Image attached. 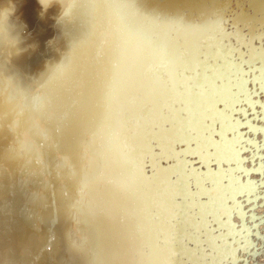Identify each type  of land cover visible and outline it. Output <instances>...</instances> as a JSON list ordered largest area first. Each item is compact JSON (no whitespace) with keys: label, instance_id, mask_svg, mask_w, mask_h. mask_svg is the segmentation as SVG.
Here are the masks:
<instances>
[{"label":"snow or ice","instance_id":"snow-or-ice-1","mask_svg":"<svg viewBox=\"0 0 264 264\" xmlns=\"http://www.w3.org/2000/svg\"><path fill=\"white\" fill-rule=\"evenodd\" d=\"M236 5L226 0L203 29L138 15L126 3L111 5L117 43L98 101L104 110L100 141L103 147L115 145L125 162L142 161L150 152L153 176L143 179L96 172L94 160L82 173L66 162L53 173L51 157L44 155L51 138L41 121L53 113L60 89L83 86L76 74L87 72L89 41L74 43L73 55L32 94L13 59L26 51L23 42L0 28V205L7 198L15 208L33 185L54 192L57 182L76 184L77 215L111 218L114 208L126 211L122 202H132L140 238L133 256L152 264H238L236 253L251 246L249 237L264 241L256 231L264 216L255 215L264 207L257 203L264 201V144L246 138L264 133L253 123L264 122V103L253 100L264 93V10L254 15L244 0ZM75 7L72 0L61 19ZM137 99L150 103V119L126 115ZM244 152L252 155L242 159ZM249 161L252 167H243ZM254 173L259 180H241ZM245 204L251 205L247 212ZM234 214L238 225L232 223Z\"/></svg>","mask_w":264,"mask_h":264},{"label":"water","instance_id":"water-1","mask_svg":"<svg viewBox=\"0 0 264 264\" xmlns=\"http://www.w3.org/2000/svg\"><path fill=\"white\" fill-rule=\"evenodd\" d=\"M70 2L72 0H47L46 3L45 0H0V28L6 36L15 35L23 42L26 51L13 59L27 78L32 94H36V89L56 66L73 55L74 43L89 41L84 61L87 72L78 71L76 74L77 79L83 78V86L60 89L53 99V113L41 121L51 138L50 146L44 149L45 158L51 157L49 162L54 174L57 164L66 162L82 173L85 164L94 160L96 172L106 169L109 174L126 172L140 179L144 176L151 178L153 160L147 149L142 161L125 162L119 159L115 145L103 147L100 141L104 110L98 101L103 81L111 72L117 43L111 5L126 3L138 15L203 29L212 24L217 9L223 7L226 0H74L73 14L62 20ZM236 6V0H232V7ZM243 6L255 15L264 10V0H244ZM161 36L156 40L159 41ZM177 43L183 45L182 40ZM256 46H260V41ZM253 100L264 103V93L254 96ZM259 110L257 107L256 111ZM152 114L150 103L137 99L126 115L147 120ZM253 123L256 127H264V122ZM241 131L247 132V129ZM246 138L264 144V133L256 132ZM255 150L253 145L252 151ZM260 154L264 155V148ZM251 155L252 152H244L241 158L247 160ZM260 163L257 159L256 166ZM243 167H252V162L243 164ZM244 179L259 180V176L254 173L241 177ZM62 188L68 191V196H64ZM79 199L78 185L62 186L58 182L54 192L51 188L46 192L42 185H33L29 194L17 201L15 208L6 198L0 205V264H152L130 253L139 245L140 239L136 231L137 219L130 215L134 207L131 201L122 202L126 211L118 206L112 210L111 218L97 219L76 214L73 205ZM257 203L264 204V201ZM250 207L245 204L244 210L247 212ZM255 215L264 216V207L256 208ZM232 223L239 224L235 214ZM256 223V231L264 236V223ZM248 226L251 227L252 222L249 221ZM249 239L251 246L236 253L238 264H264V241L255 235Z\"/></svg>","mask_w":264,"mask_h":264}]
</instances>
